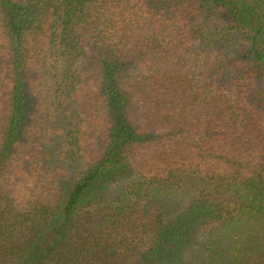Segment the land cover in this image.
<instances>
[{
  "label": "trees",
  "instance_id": "16d2710c",
  "mask_svg": "<svg viewBox=\"0 0 264 264\" xmlns=\"http://www.w3.org/2000/svg\"><path fill=\"white\" fill-rule=\"evenodd\" d=\"M0 264H264V0H0Z\"/></svg>",
  "mask_w": 264,
  "mask_h": 264
}]
</instances>
